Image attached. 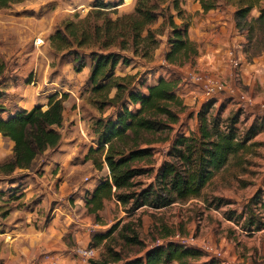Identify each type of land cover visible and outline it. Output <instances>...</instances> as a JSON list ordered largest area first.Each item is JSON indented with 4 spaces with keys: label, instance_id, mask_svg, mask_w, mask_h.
<instances>
[{
    "label": "rangeland",
    "instance_id": "1",
    "mask_svg": "<svg viewBox=\"0 0 264 264\" xmlns=\"http://www.w3.org/2000/svg\"><path fill=\"white\" fill-rule=\"evenodd\" d=\"M105 1L116 4L120 0ZM121 1L115 7L118 15L131 12L136 2ZM214 2L216 5L213 9L204 11L198 0H180L181 18L171 9L176 23L182 20L187 23L188 35L198 48V55L181 68L195 66L197 69H190L209 74L211 71L202 65L206 54L219 51L226 55L223 52L233 48L231 55L228 52L229 58H240L236 66L229 61L230 74L235 81H240V64H253L264 53V16L259 18V10H264V0L243 18L237 16L234 0ZM94 3L95 0H23L0 8V63L5 65L0 75L1 115L12 109L14 97L20 96L24 107L40 105L46 109L48 98L56 93L57 98L64 99L67 112L71 114L72 109L76 108L80 118L76 125L73 121L63 123L59 127L62 135L59 145L54 150L47 149L37 154L29 168H16L9 173L0 171V253L15 247L27 253L29 250L24 242L28 238H31V243L32 240L38 242L42 236H46V230L52 235L53 242L67 246L58 248L57 253L62 257L67 253L71 259H76L71 249L87 246L94 234L108 229L121 219L122 222L131 221L135 224L147 248L167 240H183L190 246L202 249L206 253L205 258H216L220 262L226 260L230 264H264V226L255 229V223L248 228L243 224L245 218L237 220L238 215L247 212L246 206L255 196L253 211L264 223V210L260 207L264 202V111H248L237 95L228 96L221 92L211 100L198 97L200 102L209 103V118L216 117L219 123L224 124L227 118L237 117L234 126L238 138L245 133L251 135L246 148L229 157L227 164L207 183L200 196L178 201L162 209L142 207L130 215L111 199L100 212L101 220H96L86 212L85 195L93 184L109 177V171L105 165L97 170L90 160L85 159V152L90 147L99 146L96 121L99 118L114 121L118 108L106 106L100 111L95 103L100 95L91 90V61L88 54L90 48L98 50L97 47L72 45L57 49L50 45L49 36L58 28L65 30L69 26L73 31L80 32L87 29L91 22H101L106 15L113 19L118 16L108 10L102 11L104 14L91 13L95 11ZM88 13L90 20L86 22L84 19ZM161 22L162 17H159L151 27L159 28ZM171 34L172 29L166 26L157 36L158 46L149 51L147 56L142 55L140 50L133 53L132 47L121 50L113 46L100 52L114 51L127 56L129 63L119 62L115 75L126 76V83L145 91V86L154 83L158 76L178 78L182 74L178 66L170 65L164 58ZM70 50L79 52L86 59L87 65L79 72L73 69V54ZM252 68L250 73L254 70ZM183 83L193 85L186 80ZM245 89L253 96L264 98L263 86L256 77L255 81L251 78L245 84ZM11 91L17 93L10 94ZM186 101V109L179 113V122L168 125L156 134L158 141L152 143L155 152L151 163L147 164L150 160L147 157L141 159L140 164L147 171L133 179L134 184H138L135 189L152 182L177 133L188 134L190 130L196 129V114L200 107L196 108V103ZM1 108L6 111L1 112ZM129 108L135 106L130 105ZM117 146L125 149L129 147L119 143ZM56 153L58 161H55ZM12 155L13 143L0 135V163L8 162ZM174 160L179 161L177 158ZM215 198H222V203ZM230 210L233 214H229ZM74 216L98 226L94 231L84 229L73 221ZM20 224L22 228L18 227ZM164 226L170 235L165 236ZM20 235L18 244L14 243L19 238L16 236ZM48 240L38 242L37 252L29 257L31 262L40 261L41 256L46 261L45 255L56 250L48 248ZM122 244L119 239L114 243L116 248ZM137 248L127 246L124 252L133 258ZM100 251L101 245L97 246L98 254ZM0 264H3L2 257Z\"/></svg>",
    "mask_w": 264,
    "mask_h": 264
},
{
    "label": "trees",
    "instance_id": "2",
    "mask_svg": "<svg viewBox=\"0 0 264 264\" xmlns=\"http://www.w3.org/2000/svg\"><path fill=\"white\" fill-rule=\"evenodd\" d=\"M21 1L0 0V8ZM198 1L204 11L216 5L214 0ZM234 1L237 16L243 18L252 8L258 7L261 0ZM121 3V0L116 4L95 0V11L91 13L104 14L102 11L108 10L117 14L115 7ZM171 9L181 18L180 0H136L131 12L117 14L114 19L106 15L101 22H91L87 29L80 32L73 31L69 26L65 30L58 28L49 36L50 45L57 49L72 45L97 47L98 50L90 48L88 54L91 61V90L100 95L95 103L100 111L106 106L118 108L114 121L110 118H99L96 121L95 132L99 146L90 147L85 155V159L90 160L97 170L105 165L109 171V177L99 180L84 197L86 212L96 220H101L99 212L104 209L105 202L111 199L130 215L142 207L162 209L178 201L200 196L207 183L227 164L229 157L244 150L251 138L247 133L238 138L234 126L237 117L227 118L224 124L219 123L216 117L209 118V103L203 102L196 114V129L190 130L188 134L177 133L168 146L166 159L157 168L155 178L149 184L135 189L138 184H134L133 179L147 171L140 164L141 159H150L147 164L153 159L155 147L152 143L158 141L156 134L168 125L178 123L179 113L186 109L177 94L181 74L178 78L160 76L154 83L147 84L145 91L137 90L126 83V76L115 75L118 63L127 64L129 58L118 52L100 50L113 46L121 50L132 47L133 53L140 50L142 55L147 56L149 51L158 46L157 36L169 26L172 34L164 58L170 65L180 68L198 55V48L188 35L187 23L183 20L176 23ZM259 11L261 19L264 10ZM87 15L84 19L86 22L90 20V14ZM159 17H162L159 28H152ZM70 53L73 54L74 71H81L87 65L85 57L74 50H70ZM4 69L2 62L0 75ZM63 100L57 98L55 93L48 98L46 109L34 105L29 110L19 109L6 117L0 113V135L13 142L12 158L6 163H0V171L9 173L16 168H29L37 154L47 149L54 150L59 145L62 140L59 127L63 121ZM130 105L135 108H129ZM5 111V108H1V112ZM117 143L129 147L121 148ZM142 143L144 146H141ZM175 158L179 161H175ZM255 198L250 199L246 206L247 212L238 215L237 220L243 217L245 226L250 228V225L256 223L253 227L260 229L264 223L253 211ZM215 200L220 203L223 201L222 198ZM260 207L264 210V202ZM229 214H233V211L230 210ZM164 230L165 236L170 235L165 226ZM118 239L123 243L120 248L114 245ZM88 245L96 248L101 245L98 257L92 259L90 264H224L216 258H205L206 253L202 249L172 240L147 248L135 224L131 221L122 222L121 219L108 229L94 234ZM127 246L138 247L133 258L124 252Z\"/></svg>",
    "mask_w": 264,
    "mask_h": 264
},
{
    "label": "crops",
    "instance_id": "3",
    "mask_svg": "<svg viewBox=\"0 0 264 264\" xmlns=\"http://www.w3.org/2000/svg\"><path fill=\"white\" fill-rule=\"evenodd\" d=\"M231 51L232 52L234 51L233 48L229 49L228 51L225 50V52H223V53H226L227 56L222 54L219 51L218 52L217 51H215V52L212 51L211 53H207L206 54V58H203L205 55L202 57L203 58L202 65L206 66L205 68L209 69L211 71V72H209V74L216 75V76L221 77L222 79H224L227 82L228 86L231 89L234 90V95H236L238 93H241V94H244L246 97L251 98L253 100V102H254V105L246 106L249 109L248 111H251V112L252 111H256V112L258 111V112L261 113V111H259V105L260 104L264 105V98H259L258 96H253L251 93L246 91L245 84L248 83L251 80V78H253V81H255V77H256L259 80V82L262 84L263 89H264V53H263V55L261 57H259L258 59H255L253 61L254 62L253 64H240V69H239L240 70V74H239L240 77H238V78H240L239 79L240 81H235L234 77L232 78V76L230 74L229 61H231V57H233V56H230V58H229L228 52H229V55H231ZM237 53H239V52L237 51ZM236 58L239 61L240 57L239 58L236 57ZM190 68H196V67L195 66H187V67H183V68L180 67L179 68L181 73H182L181 74V81L182 82H180V84L178 86L177 94L183 99L184 104L187 102L186 101V99H187V100H189L190 103H196V108H199L200 104L202 103V101L200 102L198 97L201 96V95L197 92L196 88L193 85H189L187 83H185V84L183 83L185 81V78H184L185 72L187 70H189ZM251 68L254 69L252 73H250ZM162 76L166 77L165 75H162ZM159 77L160 76H158L156 78V80ZM9 93L10 94H13V93L16 94L17 92L11 91ZM224 94L228 95V96L231 95V94H229V91L224 92ZM14 100H15V103L13 104L12 109H9V112L6 111L5 113H2V115H1L2 117H6L7 115L13 113L16 110H19V109H27V110H29L32 107L31 106V107L27 108V107L22 106L20 96L14 97ZM69 115H71V117L69 118L70 120H68V116ZM78 117H79L78 109L73 108L72 111H71V114H70V113L67 112L66 105H64L62 125H63V123H68V121H73L74 124L76 125L77 122H80L79 121L80 118H78ZM11 143H13V142L11 141ZM85 154H86V152H85ZM54 156H55V158H57V159H55V161H58L59 157H57L58 156L57 153ZM96 185L97 184H93V186L91 188H89V191H91ZM105 207H106V202H105L104 208ZM100 212H99V215H100ZM73 221L77 225H79L81 227H84V229H87L85 227L86 223H92L91 221H84L83 219H81L78 216H74ZM79 226H76V228L79 227ZM18 227L22 228V225L20 224ZM30 227H32V226H30ZM47 230H50V228H47ZM20 232H22V231H20ZM44 233H45L46 236H42L41 240H39V241H46V240L49 239L48 242H50V244H49L50 246H48V248L50 250L51 249H56V250L50 252L56 258L54 263H51V262H49L47 260H46L47 261L46 262L42 256L40 257L41 258L40 261H32L31 262L29 257H32L31 255L33 253L37 252V245L39 244L38 243L39 241L36 242V240H35V242L32 240V243H31V241H30L31 238H28L24 242V245L26 244L27 247H28V250H29L27 253H24L23 251L21 252L19 247L8 248L7 250L2 251V253H0V257H2V263L3 264H82L79 261L78 258L71 259V257H69V255H67V253L63 257L60 255V253H57L56 251H58L57 250L58 248L62 249V248L67 247V246L64 245V244H61L59 246L58 244H56L55 242H53L51 240L52 235H49L46 232V230H44ZM77 235H78V232H76V236ZM21 236L22 235L16 236V237H19V238H17L14 243L18 244V240L21 238ZM57 236H58V234H57ZM12 238L14 239L15 236H12ZM83 246H85V245H83ZM70 252L72 253V249L70 250ZM22 254H24V255L26 254V255L23 256ZM68 254H70V253L68 252ZM98 255L99 254L97 252L96 257H98Z\"/></svg>",
    "mask_w": 264,
    "mask_h": 264
},
{
    "label": "built area",
    "instance_id": "4",
    "mask_svg": "<svg viewBox=\"0 0 264 264\" xmlns=\"http://www.w3.org/2000/svg\"><path fill=\"white\" fill-rule=\"evenodd\" d=\"M231 62L235 66L238 65V59L236 57H231ZM184 78L186 81L193 84L197 92L201 95V97H204L205 100L212 99V97L226 91H229V94L234 95V90L228 86L226 81L218 76H214L208 73H202L195 69H189L185 72ZM236 95L238 97L237 99L242 100L243 107L253 105L254 102L251 98L246 97L241 93H238ZM259 110L264 111L263 104L259 105ZM97 226L98 224L96 223L85 224V227L90 231H94ZM178 242L184 245H189L186 244L183 240H180ZM155 245H157V243ZM72 253L79 259L82 264H90V261L96 258L97 248L90 245L78 246L72 249ZM45 259L51 263H54L56 258L52 254H46ZM222 263L230 264L226 260H223Z\"/></svg>",
    "mask_w": 264,
    "mask_h": 264
}]
</instances>
